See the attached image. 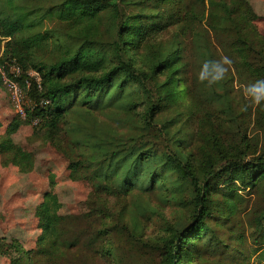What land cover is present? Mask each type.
Segmentation results:
<instances>
[{"label":"trees","instance_id":"1","mask_svg":"<svg viewBox=\"0 0 264 264\" xmlns=\"http://www.w3.org/2000/svg\"><path fill=\"white\" fill-rule=\"evenodd\" d=\"M204 2L207 16L203 11L198 20L196 7ZM248 10L244 0H0V69L16 64L20 85L30 83L32 101L25 118L16 115L0 137L7 161L21 172L32 169L31 155H19L12 137L22 124L36 120L44 140L70 160V178L90 181L97 197L167 187L193 216L190 225L158 246L160 264H192L184 257L204 236L209 234L202 249L217 242L208 221L235 214L236 184L257 190L264 202V147L247 160L245 135L236 146L213 128L234 123L236 133H244L240 124L247 110L242 104L237 111L240 103L230 94V77L208 88L197 82V73L189 78L185 57L190 46L201 64L217 58L198 30L205 20L214 32L234 34L230 49L251 82L264 79V62L256 63L254 56L261 55L256 48L264 41L250 26ZM51 23L56 26L48 27ZM171 29L172 36L160 40ZM101 111L108 112L103 121L95 117ZM113 111L125 113V127L107 123ZM80 118L89 125L73 123ZM254 120L264 131V108L254 109ZM61 141L70 145L76 160ZM60 208L57 197L45 193L38 207L36 248L10 264L66 262L76 238L69 240L70 218L59 216ZM105 210L100 205L99 214ZM257 227L261 249L256 256L264 262V208ZM104 249L101 256H113V249Z\"/></svg>","mask_w":264,"mask_h":264},{"label":"rangeland","instance_id":"2","mask_svg":"<svg viewBox=\"0 0 264 264\" xmlns=\"http://www.w3.org/2000/svg\"><path fill=\"white\" fill-rule=\"evenodd\" d=\"M244 1L249 7L247 15L250 26L264 41V0ZM203 11L207 16V2L196 7L198 20ZM47 26L56 25L51 23ZM198 30L204 34L205 40L217 56L216 59L227 56L233 61L226 77L231 79L230 94L240 103L236 108L240 111L242 104L245 103L241 86L251 80L240 65L237 55L230 49L234 34L214 32L205 20H202ZM173 32V29L164 31L160 40L169 39ZM188 47L185 57L191 65L187 73L191 78L198 72L201 61L193 53V49ZM261 47L256 48L262 50L261 55L254 54L258 64L264 62V43ZM138 65H141L140 61L137 62ZM185 100L182 103H185ZM254 109V107L247 109V116L240 124L242 127L240 131L244 133L240 135L236 133L239 130L234 123L213 127L215 134H219L224 142L236 146L239 145L240 136L245 135L249 141L247 160L257 156L264 147V131L255 123ZM137 113L135 120L139 121L140 114L143 113L141 106ZM16 115L10 94L2 82L0 137L4 135L6 127ZM107 115L108 112L101 111L96 113L95 117L103 121ZM125 116L122 111H113L107 123L123 128L126 126L122 122L125 121ZM72 121L79 125H89L81 118ZM36 125L22 124L12 137L15 151L19 155H31L32 169L29 172H21L10 164L0 147V264H10L13 259L22 257L27 251L36 248V241L41 234L38 227V207L45 193H52L57 197V202L61 204L58 215L70 218L69 240L76 238L75 246L68 251L67 260L63 264H160L161 251L158 246L171 234L191 224L193 216L191 209L177 204L170 197L167 187L163 185L160 187L156 185L148 190L134 188L131 193L121 194L119 197H97L96 194L95 196L90 181L70 178L68 168L70 160L44 140V133L39 131ZM191 125L192 128L195 127L196 122L193 121ZM196 145L197 142L192 147ZM60 147L77 159L66 142L61 141ZM194 156L199 158L200 153L196 150ZM236 190L240 199L235 203V214L228 220L214 216L213 220L208 221L214 229L217 242L202 249L201 244L209 234L204 236L198 246L191 249L194 252L184 257L185 263L189 260L192 264H264L256 256V251L261 249L256 243L259 230L257 222L264 208L261 193L257 190L240 189L238 184ZM187 195V191L183 193L184 199ZM100 205L107 207L105 210L107 212L99 214ZM133 229L137 232L136 236ZM106 248L113 249V256L106 254L105 257L101 256L100 251L104 249L105 252ZM199 256L202 257L201 261Z\"/></svg>","mask_w":264,"mask_h":264},{"label":"clouds","instance_id":"3","mask_svg":"<svg viewBox=\"0 0 264 264\" xmlns=\"http://www.w3.org/2000/svg\"><path fill=\"white\" fill-rule=\"evenodd\" d=\"M233 61L222 56L220 59H207L200 65L197 82L208 88L219 85L228 75ZM244 110L249 107L264 108V79H257L241 86Z\"/></svg>","mask_w":264,"mask_h":264},{"label":"built area","instance_id":"4","mask_svg":"<svg viewBox=\"0 0 264 264\" xmlns=\"http://www.w3.org/2000/svg\"><path fill=\"white\" fill-rule=\"evenodd\" d=\"M0 75L2 82L6 85L10 94L17 115L24 119L26 116L25 109L29 108L32 103L27 95L30 89L29 81L25 80L23 86L20 85L21 70L16 64H10L5 69H0ZM29 76L36 78L38 82L36 73L31 72ZM33 124L36 125L37 121H33Z\"/></svg>","mask_w":264,"mask_h":264}]
</instances>
